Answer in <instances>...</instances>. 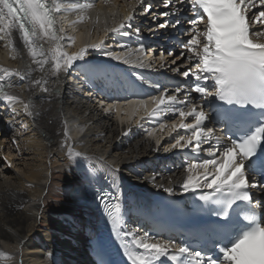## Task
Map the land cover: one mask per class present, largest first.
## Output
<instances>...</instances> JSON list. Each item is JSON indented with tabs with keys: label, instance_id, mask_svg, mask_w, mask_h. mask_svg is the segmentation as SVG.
I'll return each mask as SVG.
<instances>
[{
	"label": "snow or ice",
	"instance_id": "6c2138e0",
	"mask_svg": "<svg viewBox=\"0 0 264 264\" xmlns=\"http://www.w3.org/2000/svg\"><path fill=\"white\" fill-rule=\"evenodd\" d=\"M91 6L73 0H0V31L10 38L14 30H19L33 63L41 72L50 63L57 82L61 72L67 74L76 68L78 75L84 77V84L96 87L100 81L104 88L127 90L131 85L106 62L90 61L89 53L99 51L110 60L144 67L139 57L149 49L142 39L137 40L135 49L127 43H118L116 47L126 49L123 52L113 51L104 38L82 45L73 53L64 50L62 42L68 41V46H72L75 37L65 34L57 14L77 12L82 20L83 11ZM158 7L164 11L157 12ZM259 7H264V0H156L155 3L134 0L121 22L106 30V35L111 32L113 36L139 38L141 28L133 27V22L137 15H143L151 16L154 22L164 18L150 31L171 29L178 36L188 37L180 41L179 55L174 49H168L167 56L164 50L159 54L161 68L172 57L171 65L175 67L170 70L180 81L171 88L157 83L155 87H163V92L159 97H150L154 102L151 110L147 109L145 100L127 103L135 105L134 113L144 108L148 119L178 117V122L173 120L168 127L167 134L179 129L186 135H179L165 151L179 149L193 153L192 162L186 166L187 177L179 187L183 193L199 191L193 211L207 213L194 226L193 233L179 242L173 237L154 238L161 236L159 231L153 234L144 230L140 235L137 228L127 227L123 193L113 177L111 190L96 189V197L128 264H165V261L168 264H264V201L255 199L253 192L264 193V42L250 38V21L264 25V10L249 15L253 8ZM185 13L192 18L186 19ZM252 35L260 37L264 32L253 31ZM41 41L51 47L45 50ZM35 70L31 66L27 72L0 68V97L10 105L23 103L6 91L12 87L8 80L13 76L28 79ZM32 83L49 92L45 79ZM169 91L171 95H167ZM194 94L200 105L194 102ZM31 104L32 101L23 104L29 115H32ZM98 104L104 113L121 112L117 103L105 106L101 99ZM12 112L15 113L14 108ZM188 118H192L191 123L185 122ZM213 121L223 124L227 135H216L207 128ZM164 127L160 125L162 130ZM154 132L155 129L148 135L153 136ZM71 139L65 121L61 148H67L70 161L88 160L87 154L75 151L73 143H69ZM160 143L157 139V146ZM205 144L208 146L202 147ZM202 155L206 158L201 159ZM99 159L103 161V157ZM109 167L112 172H119L118 167ZM151 179L155 182L156 176ZM96 180L95 166L85 169L84 184L92 188ZM156 187L169 196L175 192L171 181L167 187L163 184ZM0 258L10 260L11 256L0 252ZM99 264L105 261L101 259Z\"/></svg>",
	"mask_w": 264,
	"mask_h": 264
},
{
	"label": "bare ground",
	"instance_id": "6f19581e",
	"mask_svg": "<svg viewBox=\"0 0 264 264\" xmlns=\"http://www.w3.org/2000/svg\"><path fill=\"white\" fill-rule=\"evenodd\" d=\"M73 2L90 3L92 6L84 11L92 12L97 21L85 15L84 11L82 20L81 13H68L65 22L78 20V23L71 22L64 27L68 36H85L82 45L104 38L106 45L112 47L113 51H126L116 47L117 43L113 41L117 37L127 42L126 37L113 36L110 32L106 35V30L121 22L131 10L134 0ZM156 11L164 9L158 7ZM163 19L154 22L151 16L137 15L133 27L141 28V37L130 38L142 39L147 44L146 39L153 40L158 34L163 35L167 30H149L156 23L163 22ZM253 27L258 28L260 25ZM250 38L264 42L263 36L252 35ZM41 44L45 50L51 47L46 41H41ZM65 49L68 53L78 50L71 46ZM160 51V48L148 51L146 59L148 63L151 62V67H160ZM164 52L167 56V51ZM133 57L136 59L135 55ZM88 58L93 63L106 62L110 66L124 64L104 57L99 51L90 52ZM171 60L172 57H168L164 62V69L169 73L170 67H175L171 65ZM29 66L36 70L30 73L28 79L20 80L13 76L8 80L12 87L6 88L9 94L18 97L23 103L10 105L0 97V111L5 109L9 112L4 123L0 121V252L11 256L10 260L0 258V264H57L59 261L67 263V258L81 263L88 260L89 263L91 259L85 248L87 245L93 248L94 240L84 232L93 227L94 220L90 213L74 206L68 198L73 186L83 182L85 169L95 166V187H112L115 177V185L122 191L124 202L156 183L168 186L171 181L175 189L181 171L173 169L168 174L159 171L157 167L161 159L170 157L164 152L167 145L154 147V143L139 127L123 126V121L128 125V120L134 119L132 114L135 105H129L127 101L118 102L121 106L119 115L115 111L104 113L98 102L95 103L96 98L89 95L87 85L90 84L82 83L84 77L78 75L76 68L67 74L61 72L57 82L51 74L50 63L45 65L43 72L33 63L19 30H14L10 38L0 31V68L27 72ZM130 72L127 71L128 74ZM74 75L77 76L76 82L73 80ZM42 78L47 81L48 93L32 83ZM98 87L104 88V85ZM29 101H32L29 108L32 115L25 112L23 107ZM145 101H148L147 109L150 110L154 102L150 98ZM13 108L15 113L12 112ZM135 113L146 115L144 108ZM1 116H5V112L0 115V119ZM65 121L72 138L69 143H73L75 151L87 154L88 160L81 158L80 162L70 161L67 148H61ZM7 132H13L12 137L15 139L13 143L17 155L12 161L11 156L3 151L7 149V140L3 138ZM100 157H103V161ZM17 160L23 161L20 173L10 169ZM109 166L118 167L119 172H112ZM154 175L155 182L151 179Z\"/></svg>",
	"mask_w": 264,
	"mask_h": 264
},
{
	"label": "rangeland",
	"instance_id": "374dc122",
	"mask_svg": "<svg viewBox=\"0 0 264 264\" xmlns=\"http://www.w3.org/2000/svg\"><path fill=\"white\" fill-rule=\"evenodd\" d=\"M41 43V42H40ZM5 109H3L2 111H0V115H2V114H4V112H5V116H1V119H0V121H1V123H4V120H5V118H7L8 117V115H9V112H7V110H5ZM1 127H2V125H1ZM13 132H7L4 136H3V138L5 139V140H7V149L5 148V149H3V151H5V153L8 155H10L11 156V161H12V158L13 157H15L16 155H17V151H16V147H15V144L13 143V141L15 140V139H13ZM14 137H15V135H14ZM17 137V136H16ZM15 137V138H16ZM5 154V155H6ZM14 161V160H13ZM26 162V161H25ZM20 164H23V161H21V160H17L16 162H14L12 165H11V167H10V169H12V170H14L15 171V173H20V171L22 170V166H20ZM89 258V257H88ZM90 260V259H89ZM88 262V260L87 261H82V263L83 264H85V263H87Z\"/></svg>",
	"mask_w": 264,
	"mask_h": 264
}]
</instances>
